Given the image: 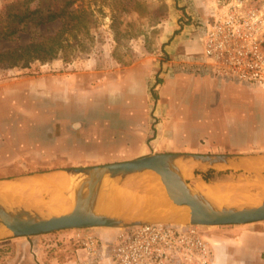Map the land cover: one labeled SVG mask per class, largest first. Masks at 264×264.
<instances>
[{"label": "rangeland", "instance_id": "rangeland-1", "mask_svg": "<svg viewBox=\"0 0 264 264\" xmlns=\"http://www.w3.org/2000/svg\"><path fill=\"white\" fill-rule=\"evenodd\" d=\"M65 1L71 2V8L77 12L92 11L89 28H74L68 33L71 43L72 39H78L73 40L71 50L69 47L52 60H34L27 66L0 61V180L84 166L68 164L67 154L73 153L62 147L73 145L76 137L73 124L86 109L85 99L104 87L105 79L121 78L130 65L147 75L155 64L181 61L186 54L167 52L174 38L179 45L185 36L194 39L200 34L204 46V23L228 0H35L28 6L47 10L60 7ZM247 1L257 7L264 6V0ZM24 2L0 0V18L10 7L26 6ZM60 26L58 19L30 27L12 40L0 41V51L26 44L33 37L53 35ZM262 90L264 87L251 86L243 87L242 91H223L204 82L182 83L169 88L167 101L177 110L187 135L193 137L200 130L212 134L215 128L226 130L240 143L252 139L250 148L255 150L241 154H256L257 139L264 129ZM52 94L59 95L58 102ZM120 110H113L110 115L118 125L125 120L120 117L123 114ZM67 112L73 117L69 122L64 119ZM194 175L206 178L209 183L246 180L241 170L227 167L197 169ZM248 175L250 181L255 178ZM200 228L207 232L205 226ZM103 229L118 232L100 227L87 230L98 234ZM61 231L72 232L77 239V229ZM9 238L15 237L0 240V264H9L15 252Z\"/></svg>", "mask_w": 264, "mask_h": 264}, {"label": "crops", "instance_id": "crops-1", "mask_svg": "<svg viewBox=\"0 0 264 264\" xmlns=\"http://www.w3.org/2000/svg\"><path fill=\"white\" fill-rule=\"evenodd\" d=\"M175 40L174 38L167 46L170 48L167 52L174 53L173 55L192 53L190 56H194L203 53L204 46L200 34L194 39L192 36H185L183 41L179 39V45ZM177 48L182 50L176 51ZM148 70L150 71L146 75L141 73L140 68L130 65L121 78H115L114 81L105 79L104 87H100L96 94L92 93L89 99H85V107L89 111L85 109L78 117L79 121H74L73 135L76 137L72 140L73 145L70 148L62 147L73 153L67 154L68 164L100 165L131 160L153 152L241 154L253 149L250 148L252 139L240 143L226 130L215 128L212 129V134L200 130L193 137L187 135L177 110L167 101L169 88L182 83L204 82L223 91H242L243 87H251L250 85L219 77L213 73L210 65L202 67L197 63L188 67L180 60L172 63L171 60L168 63L162 62L158 66L155 64L152 70ZM52 97L59 101L58 94H52ZM261 97L264 98V90ZM68 101L70 102L69 97ZM120 108L123 113L120 117L125 120L120 121L118 125L110 115L113 110ZM71 117L67 112L64 119L67 122L73 118ZM260 133L256 154L264 157V129ZM59 140L58 137L57 142ZM55 148L58 149L57 145ZM260 170L264 173V168ZM248 174L256 177L252 172L248 171ZM146 182L152 186L143 187L139 183L122 187L113 185L109 198L116 200L117 207L112 211L134 214L164 213L170 210L173 206L156 196L154 183H151L150 179H146ZM223 182L230 181H217L212 184ZM147 201L152 204V208L138 210ZM205 227L207 232L202 233L213 249L212 264H264V221ZM97 233L95 235L101 244L113 241L117 234L106 229L98 230ZM73 236L69 231H56L9 238L15 247L9 264H115L103 247L98 253L90 255Z\"/></svg>", "mask_w": 264, "mask_h": 264}, {"label": "water", "instance_id": "water-1", "mask_svg": "<svg viewBox=\"0 0 264 264\" xmlns=\"http://www.w3.org/2000/svg\"><path fill=\"white\" fill-rule=\"evenodd\" d=\"M258 156L153 152L126 161L59 169L71 172L76 178L72 188L74 208L54 213L46 207L9 205L0 199V240L10 236H32L66 229L93 227L121 229L146 223L185 222L184 224L210 226L264 221V201L259 204L238 201L219 204L191 182L193 180L212 184L192 174L197 169L227 167L243 171L245 181L249 183L264 184V173L260 169L250 167L248 163ZM182 164L190 165L191 176L185 175ZM248 171L256 176L251 181L248 180ZM151 172L160 175L174 207L164 213L125 214L107 210L106 203L113 185L121 187L129 185L138 177ZM33 174L36 173L6 179H17Z\"/></svg>", "mask_w": 264, "mask_h": 264}, {"label": "built area", "instance_id": "built-area-1", "mask_svg": "<svg viewBox=\"0 0 264 264\" xmlns=\"http://www.w3.org/2000/svg\"><path fill=\"white\" fill-rule=\"evenodd\" d=\"M203 53L181 63L207 65L219 77L264 87V6L228 0L203 26ZM89 228L75 233L92 255L102 247L115 264H212L213 249L199 225L146 223L117 229L113 241L99 243Z\"/></svg>", "mask_w": 264, "mask_h": 264}, {"label": "bare ground", "instance_id": "bare-ground-1", "mask_svg": "<svg viewBox=\"0 0 264 264\" xmlns=\"http://www.w3.org/2000/svg\"><path fill=\"white\" fill-rule=\"evenodd\" d=\"M248 163H250V167L263 169L264 157H254ZM182 170L186 176H191L192 169L190 165L182 164ZM146 179H150L151 183H154L156 196L174 207L173 201L166 193L160 175L156 172L146 173L130 184L139 183L143 187L149 186L150 188L152 184L146 182ZM75 183V176L65 170L36 173L17 179H2L0 180V199L9 205H24L34 208L46 207L54 213L66 212L72 210L75 206V198L72 194ZM194 185L219 204L237 201L259 204L264 201V184H252L245 180H237L227 182V184H205L197 181L194 182ZM56 187L60 189H55ZM110 192H113V190L111 189ZM114 207H117L116 200L108 198L106 208L113 212ZM149 208H152V204L147 201L138 210Z\"/></svg>", "mask_w": 264, "mask_h": 264}, {"label": "trees", "instance_id": "trees-1", "mask_svg": "<svg viewBox=\"0 0 264 264\" xmlns=\"http://www.w3.org/2000/svg\"><path fill=\"white\" fill-rule=\"evenodd\" d=\"M33 1L35 0H25L26 6L21 8L10 7L5 16L0 18V41L12 40L30 27L37 28L58 19L61 22L59 30L53 35L33 37L26 44H18L0 51L1 62L10 65L22 64V66H27L34 60L47 62L56 58L61 51H66L69 47L70 50L73 48V40L78 39H72V43L67 39L72 29L89 28V15L92 11L77 12L71 8L72 4L68 1L60 7H51L47 10L41 7L31 8L28 4Z\"/></svg>", "mask_w": 264, "mask_h": 264}]
</instances>
